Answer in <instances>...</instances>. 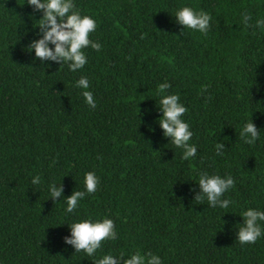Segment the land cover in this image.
Instances as JSON below:
<instances>
[{
	"label": "trees",
	"instance_id": "trees-1",
	"mask_svg": "<svg viewBox=\"0 0 264 264\" xmlns=\"http://www.w3.org/2000/svg\"><path fill=\"white\" fill-rule=\"evenodd\" d=\"M73 3L96 21L89 38L101 45L83 49L87 63L75 72L30 50L43 38L42 11L0 0V264H95L134 253L162 264H264V231L253 243L237 237L243 211H264V25L256 24L264 0ZM185 6L210 16L206 34L175 20ZM81 77L94 108L75 86ZM165 94L186 108L196 146L188 160L159 126ZM251 119L254 144L240 136ZM86 172L99 178L97 190L67 213ZM203 173L233 178L221 197L228 208L209 206ZM50 184L60 197H50ZM103 218L117 237L92 256L65 243L71 223Z\"/></svg>",
	"mask_w": 264,
	"mask_h": 264
},
{
	"label": "clouds",
	"instance_id": "clouds-1",
	"mask_svg": "<svg viewBox=\"0 0 264 264\" xmlns=\"http://www.w3.org/2000/svg\"><path fill=\"white\" fill-rule=\"evenodd\" d=\"M35 11H42L43 17L38 22L43 30V38L34 41L30 46L36 57L43 60H51L66 63L68 68L75 72L82 69L87 63V56L83 49L91 46L92 49L99 51L101 45L90 40V33L96 29V21L89 15H82L73 3V0H27ZM210 16L203 11H194L190 7H182L175 13V20L183 26L184 29H192L202 34H206L209 28ZM243 22L250 20L248 15L243 16ZM257 26L264 25V20H257ZM54 45V49L49 47ZM75 86L83 90L82 95L85 102L90 107H95L93 95L89 91V80L87 77H81L75 82ZM170 85L168 82L157 86L160 92H164ZM159 108L162 116L158 123L166 137L171 138V143L183 150L182 159L188 160L196 154V146L190 144L192 132L189 125L182 119L186 108L180 102V98L175 94L162 95L159 100ZM240 136L248 144H254L258 138V131L252 119L243 124ZM222 145H216V154L221 155L219 149ZM40 178L33 177L32 183L38 184ZM198 183L206 198L209 206L228 208L230 201L222 199L223 194L233 185L231 176H220L218 174L203 173L200 175ZM85 191H75L65 201L67 213L73 212L77 207L78 201L82 200L85 193L91 194L97 190L99 178L95 172H86L84 174ZM49 195L52 198L60 197L62 187L50 184ZM198 197L197 199H201ZM243 224L239 227L237 237L239 242L253 243L261 237L262 229L259 222L264 221V211L248 208L241 213ZM71 237L65 238V243L74 247L76 252L83 251L86 255L92 256L101 246V242L106 239L115 240L117 233L114 228V222L110 218L93 221L92 219H83L70 224ZM162 264L157 255L147 253L131 254L128 258L116 257L112 254L103 255L95 264Z\"/></svg>",
	"mask_w": 264,
	"mask_h": 264
}]
</instances>
